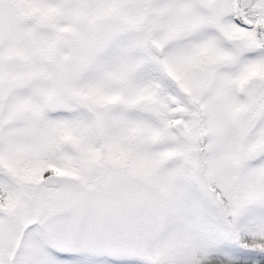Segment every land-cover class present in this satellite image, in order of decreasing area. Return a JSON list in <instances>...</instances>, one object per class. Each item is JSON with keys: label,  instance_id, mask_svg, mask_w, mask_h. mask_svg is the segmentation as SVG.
Returning <instances> with one entry per match:
<instances>
[{"label": "snow or ice", "instance_id": "snow-or-ice-1", "mask_svg": "<svg viewBox=\"0 0 264 264\" xmlns=\"http://www.w3.org/2000/svg\"><path fill=\"white\" fill-rule=\"evenodd\" d=\"M0 264H264V0H0Z\"/></svg>", "mask_w": 264, "mask_h": 264}]
</instances>
